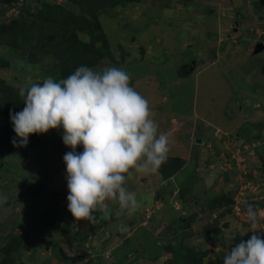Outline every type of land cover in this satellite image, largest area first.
Listing matches in <instances>:
<instances>
[{"label":"rangeland","instance_id":"rangeland-1","mask_svg":"<svg viewBox=\"0 0 264 264\" xmlns=\"http://www.w3.org/2000/svg\"><path fill=\"white\" fill-rule=\"evenodd\" d=\"M46 4L63 6L78 19V38H95L108 54L93 69L130 74L181 168L169 178L136 173L127 187L140 208L121 215L112 203L111 218L97 212L92 224L67 210L63 157L71 149L62 128L30 136L25 152L0 151V264H182L184 248L207 251L205 264L223 263L252 235L241 203L264 208V0H0V26L40 23ZM37 51L30 63L26 51L0 45V80L15 89L60 80L56 52ZM0 129L16 137L1 114ZM237 201L243 219L233 213ZM217 226L222 234L208 240Z\"/></svg>","mask_w":264,"mask_h":264},{"label":"clouds","instance_id":"clouds-1","mask_svg":"<svg viewBox=\"0 0 264 264\" xmlns=\"http://www.w3.org/2000/svg\"><path fill=\"white\" fill-rule=\"evenodd\" d=\"M130 80L123 68L82 65L58 81L48 76L16 85L23 108L9 117L20 146L32 135L63 129V143L71 149L63 157L67 210L78 221L94 224L97 212L110 219L112 203L121 215H133L141 204L128 181L136 173H157L167 162L169 136L158 131L148 100ZM6 202L0 195V204ZM244 215L252 235L235 244L223 264H264V231H257L264 208L247 204Z\"/></svg>","mask_w":264,"mask_h":264},{"label":"trees","instance_id":"trees-1","mask_svg":"<svg viewBox=\"0 0 264 264\" xmlns=\"http://www.w3.org/2000/svg\"><path fill=\"white\" fill-rule=\"evenodd\" d=\"M69 1L77 6H82V4H84L86 0ZM143 1L144 0H125V3L142 4ZM4 2L7 3V1ZM92 16L93 19H95V16ZM77 21L78 19L70 12H68L63 6H53L51 4H46L41 13L40 23H25L23 21L20 23L18 21H15L11 23V25H1L0 45H9L26 51L28 53V62L30 63H37L38 56L36 54L38 52V49H42V51L48 55H51V52L54 50L59 56V58L57 59L63 61L62 75H60L61 79H63L71 75L76 68L82 65L94 68L95 66L99 65L100 62L108 55H104L103 51H99L95 47V38L91 43L87 44L83 43L78 38L77 34H75V26L77 25ZM96 27H98V24H96ZM92 36L94 35L92 34ZM49 37H51L50 39H52V42L50 43L51 45H47V43L44 44L46 39ZM0 65L5 66L7 65V63H2V61L0 60ZM21 109L22 98L19 96L18 89L9 87L0 80V114L10 118V111L18 112ZM14 140L17 142V140L19 139H16L15 136H11L9 132L5 131V129H0V151L7 150L9 153H15L18 151L25 152L27 150L28 146H23V148L20 150L18 146H15L17 145L16 143L14 145ZM175 164L178 166L175 167ZM180 165L181 162H179L178 160L175 159L171 162L168 158L167 162L161 166L158 172L162 173L164 177H167L170 174L167 177L169 178L172 176L171 174H173L174 171H180ZM234 212L235 211L233 208V213ZM190 220L193 221L194 218ZM179 226V228L182 230L185 228V223H180ZM223 230L224 229H221L217 226V229L212 231L207 237L208 240L212 238L213 240H216L215 235L218 236L220 235V233L222 234ZM238 240L236 239V242ZM240 241H238L237 243H239ZM5 251H7V258L10 259L12 250L7 249ZM183 251V256L180 259L182 261V264H205V257L208 255L207 251L199 253L194 249L188 248H184ZM170 262V264H173L172 261Z\"/></svg>","mask_w":264,"mask_h":264},{"label":"built area","instance_id":"built-area-1","mask_svg":"<svg viewBox=\"0 0 264 264\" xmlns=\"http://www.w3.org/2000/svg\"><path fill=\"white\" fill-rule=\"evenodd\" d=\"M254 201H256L255 199H250V200H248V199H246V200H244L241 204L243 205V203H250V204H253L254 203ZM237 203H238V201H237ZM240 203H238V204H236L235 205V207H234V211H235V215L237 216V217H239V216H242V214H243V212H242V206L240 205ZM240 219H241V217H239Z\"/></svg>","mask_w":264,"mask_h":264},{"label":"crops","instance_id":"crops-1","mask_svg":"<svg viewBox=\"0 0 264 264\" xmlns=\"http://www.w3.org/2000/svg\"><path fill=\"white\" fill-rule=\"evenodd\" d=\"M241 219H243V217L241 218ZM238 220V219H237ZM231 229V228H230ZM247 232V231H246Z\"/></svg>","mask_w":264,"mask_h":264}]
</instances>
